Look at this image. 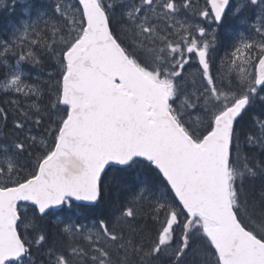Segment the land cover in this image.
Segmentation results:
<instances>
[{
  "label": "snow or ice",
  "instance_id": "6c2138e0",
  "mask_svg": "<svg viewBox=\"0 0 264 264\" xmlns=\"http://www.w3.org/2000/svg\"><path fill=\"white\" fill-rule=\"evenodd\" d=\"M17 3L0 264H264V0Z\"/></svg>",
  "mask_w": 264,
  "mask_h": 264
},
{
  "label": "rangeland",
  "instance_id": "374dc122",
  "mask_svg": "<svg viewBox=\"0 0 264 264\" xmlns=\"http://www.w3.org/2000/svg\"><path fill=\"white\" fill-rule=\"evenodd\" d=\"M38 2L39 3L42 2V5L41 6H37L36 9H44V8H46L47 5H49L51 3V0H33V4L34 5L37 4ZM198 2H199V4L201 6H203L204 0H198ZM3 4L9 5L10 10L12 9V7H11L12 0H3ZM18 6L19 7H16V9L20 10L21 9V5L19 4ZM20 18H21V16H20ZM225 25L226 26H224V27H222L220 29V32L221 33L223 32L222 34L227 35L225 42H224L223 39L221 40L220 32L218 34V45H217V49H216V53H215L216 64L217 65H219L220 59L222 57H224L226 55V53L231 51L232 45L235 43L236 37H237V35L239 33V27L234 22H228ZM10 30H11V28L7 29V31L5 32L4 35L0 34V38L1 39L7 38L9 33H10ZM3 37H5V38H3ZM221 41L224 42L225 44L223 45L222 43H220ZM25 68H26L27 71H29V74H30L31 78H35L37 75H39V76L42 75L41 72L38 69L29 70L28 66H25ZM193 70H194V68H188L187 69V71H193ZM44 71L47 72L46 69ZM32 76H34V77H32Z\"/></svg>",
  "mask_w": 264,
  "mask_h": 264
},
{
  "label": "trees",
  "instance_id": "16d2710c",
  "mask_svg": "<svg viewBox=\"0 0 264 264\" xmlns=\"http://www.w3.org/2000/svg\"><path fill=\"white\" fill-rule=\"evenodd\" d=\"M38 3L34 5L35 8L37 6H41L42 5V2H40L39 4ZM18 5H19V3H17L16 7H19ZM20 16H21V11L19 9L15 8V10H13V9L10 10L9 5L0 3V34L4 35V33L7 31V29L11 28L12 24L14 22H16L20 18ZM222 33L220 32L221 40L223 39L224 42H225L227 35L222 34ZM224 42L221 41L220 43H222L224 45L225 44ZM50 63L51 62L48 61L47 59L45 60V68H44V70L46 69L47 72L52 70V68L49 66ZM47 72H45V71L41 72L42 75H40V77L41 78H46L47 77ZM5 99H7V97H5L2 94H0V105L3 104V101ZM259 112H260V108H259V106H257L254 109L253 112H251L248 116L245 117V121L242 122L244 124V126L245 127H251V117L254 116V115H258ZM100 210L101 211H105V209L103 207Z\"/></svg>",
  "mask_w": 264,
  "mask_h": 264
},
{
  "label": "bare ground",
  "instance_id": "6f19581e",
  "mask_svg": "<svg viewBox=\"0 0 264 264\" xmlns=\"http://www.w3.org/2000/svg\"><path fill=\"white\" fill-rule=\"evenodd\" d=\"M15 23V22H14ZM5 34V33H4ZM225 36V35H224ZM3 38H5V37H3ZM224 38V37H223ZM1 39V38H0ZM223 54V53H222ZM32 73V72H31ZM35 76V75H34ZM34 76H32V77H34Z\"/></svg>",
  "mask_w": 264,
  "mask_h": 264
}]
</instances>
